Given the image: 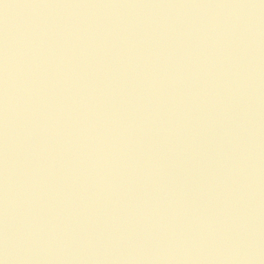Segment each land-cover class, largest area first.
<instances>
[{
	"label": "water",
	"instance_id": "water-1",
	"mask_svg": "<svg viewBox=\"0 0 264 264\" xmlns=\"http://www.w3.org/2000/svg\"><path fill=\"white\" fill-rule=\"evenodd\" d=\"M2 264H264V0H0Z\"/></svg>",
	"mask_w": 264,
	"mask_h": 264
},
{
	"label": "snow or ice",
	"instance_id": "snow-or-ice-1",
	"mask_svg": "<svg viewBox=\"0 0 264 264\" xmlns=\"http://www.w3.org/2000/svg\"><path fill=\"white\" fill-rule=\"evenodd\" d=\"M0 264H2V262H0Z\"/></svg>",
	"mask_w": 264,
	"mask_h": 264
}]
</instances>
